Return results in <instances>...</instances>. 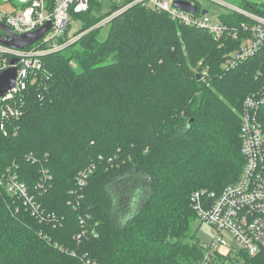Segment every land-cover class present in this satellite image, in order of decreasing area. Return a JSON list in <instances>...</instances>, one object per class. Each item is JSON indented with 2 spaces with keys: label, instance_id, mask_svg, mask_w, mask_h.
Returning <instances> with one entry per match:
<instances>
[{
  "label": "trees",
  "instance_id": "1",
  "mask_svg": "<svg viewBox=\"0 0 264 264\" xmlns=\"http://www.w3.org/2000/svg\"><path fill=\"white\" fill-rule=\"evenodd\" d=\"M242 4L264 16V1ZM90 5L79 38L41 56L20 116L5 131L0 121V177L15 169L42 208L34 214L0 184V264H196L192 195L241 174L240 111L264 87V44L230 67L247 33L216 40L140 6L93 28L104 5ZM259 114L264 129V104ZM232 257L220 264H264V252Z\"/></svg>",
  "mask_w": 264,
  "mask_h": 264
},
{
  "label": "built area",
  "instance_id": "2",
  "mask_svg": "<svg viewBox=\"0 0 264 264\" xmlns=\"http://www.w3.org/2000/svg\"><path fill=\"white\" fill-rule=\"evenodd\" d=\"M97 1L103 4L104 8L101 20L94 23L93 28L107 27L117 15L130 7L140 6L165 12L173 21L185 26H202L209 30L216 40L238 38L242 32L247 33L240 47L226 57V65L230 67L247 60L264 44V16L254 14L243 7H234L233 12L247 17L248 20L230 26L221 18L213 19L208 14L199 15L181 10L175 6V0ZM186 1L195 4L198 0ZM90 8V0H0V24L10 27L15 35L39 30L51 23L45 31L48 35L44 33L43 37L23 49L9 48L0 43V73L11 66V59L18 58L16 87L8 92L0 103V121L4 131L7 130V120L19 117L23 111V91L30 83L36 81V72L43 68L41 56L46 52L60 51L77 40L80 35L74 33L76 28L73 27V19ZM82 25L83 21L81 27ZM7 33L0 30V34ZM4 53L9 56H4ZM201 71L205 81L209 74L208 69ZM244 100L240 111L244 163L239 178L226 185L221 192L195 191L192 195L197 217L209 224L214 232L210 244L201 243L203 257L196 264H220L221 256H234L239 250L250 256L264 252V129L259 114L264 104V87L252 92ZM90 171L91 169L79 173L78 186L87 182L85 177ZM0 184L6 191L17 196L34 214H41L42 208L36 195L29 185L20 179L15 169H8L0 177ZM38 186L45 188V184L41 182Z\"/></svg>",
  "mask_w": 264,
  "mask_h": 264
},
{
  "label": "water",
  "instance_id": "3",
  "mask_svg": "<svg viewBox=\"0 0 264 264\" xmlns=\"http://www.w3.org/2000/svg\"><path fill=\"white\" fill-rule=\"evenodd\" d=\"M175 6L184 11H189L192 13L198 12V6L191 1L186 0H175ZM208 10H202L201 14H207ZM51 26V23H47L45 27L32 31L23 35H15L13 34L10 27L5 24H0V30H4L8 32L7 34H0V43L5 46L13 49H23L27 46H30L33 42L40 39L44 36L45 31ZM18 62V58H13L10 61V67L3 70L0 73V103L3 100L4 96L7 95L8 92L13 90L16 87L17 76H18V68L16 64ZM200 77V76H199Z\"/></svg>",
  "mask_w": 264,
  "mask_h": 264
},
{
  "label": "rangeland",
  "instance_id": "4",
  "mask_svg": "<svg viewBox=\"0 0 264 264\" xmlns=\"http://www.w3.org/2000/svg\"><path fill=\"white\" fill-rule=\"evenodd\" d=\"M200 1V11L202 10H208V15H210L213 19L221 18L222 14L227 15L234 11V7H242L243 0H198ZM264 1V0H258ZM7 9H11L9 6H5ZM73 27L76 28L74 33H78L81 29V23L83 19H79V17L73 19ZM83 26V25H82ZM105 33H107L108 28L103 29ZM48 35L49 33H45ZM67 38V37H66ZM37 75L41 74L40 71L36 72ZM194 229L197 232V236L201 243H209L214 238V232L212 231V228L209 224H207L205 221H203L201 218H198L194 223ZM235 247H238L235 245ZM227 251V249H224ZM224 254V253H223ZM232 257V255H230ZM234 258V257H232ZM236 264H243L242 261L236 260Z\"/></svg>",
  "mask_w": 264,
  "mask_h": 264
}]
</instances>
